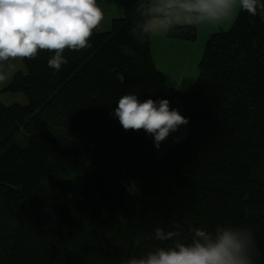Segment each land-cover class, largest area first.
<instances>
[{"label":"trees","instance_id":"16d2710c","mask_svg":"<svg viewBox=\"0 0 264 264\" xmlns=\"http://www.w3.org/2000/svg\"><path fill=\"white\" fill-rule=\"evenodd\" d=\"M136 7L90 48L66 50L59 72L41 51L2 89L29 103L0 101V264H120L163 246L149 234L176 222L185 242L192 227L248 228L264 264V15L241 10L212 34L181 91L166 84L151 38H133ZM167 36L195 41L197 27ZM126 93L181 103L188 132L161 160L151 136L114 118Z\"/></svg>","mask_w":264,"mask_h":264},{"label":"clouds","instance_id":"9594fccd","mask_svg":"<svg viewBox=\"0 0 264 264\" xmlns=\"http://www.w3.org/2000/svg\"><path fill=\"white\" fill-rule=\"evenodd\" d=\"M241 10L253 17L264 15V0H137L136 11L144 19L131 32L143 43L174 23L219 26ZM104 20L98 0H0V83L8 79L2 66L35 59L41 51L54 53L47 65L59 72L69 62L65 51L90 48L91 38ZM116 79L123 84L125 77L117 73ZM113 116L125 131L142 130L151 136L157 149L171 133L189 123L179 110L170 107L169 100L141 101L134 93L118 99ZM134 191L133 186L130 194ZM189 231L190 242H185L179 222L172 230L158 227L149 238L163 246L120 264H255V239L250 229L218 225L214 231L203 227Z\"/></svg>","mask_w":264,"mask_h":264},{"label":"rangeland","instance_id":"374dc122","mask_svg":"<svg viewBox=\"0 0 264 264\" xmlns=\"http://www.w3.org/2000/svg\"><path fill=\"white\" fill-rule=\"evenodd\" d=\"M233 16L231 20L225 22L219 26H212L208 24H201L197 27V38L195 41H182L183 45L178 47L177 41L172 43L170 48H166L165 52H162L161 48L153 45H157V38H162L160 33L157 32L151 36V47L153 51V57L155 59V64L157 67L163 71L165 82L168 85H172L180 90H186L192 88L199 75V63L203 56V52L210 36L221 30H228L232 26L235 17ZM176 24V23H174ZM178 24V23H177ZM169 37V36H168ZM175 39V38H174ZM191 44L193 47V52L190 54H185V43ZM154 49V50H153ZM154 51L156 53H154ZM156 55V57L154 56ZM8 65H11L10 67ZM3 70L7 73L8 79L4 83H0V101L4 105L21 104L26 105L29 103L28 97L23 92H8L2 91L12 80L14 74L17 71L26 72V67L23 61H9L7 65L2 66ZM174 109L179 110L183 115V107L180 102L176 101L174 104ZM188 124L181 126L176 132L170 134V136L161 143L158 149L155 161H159L163 158L166 153L167 148L170 145L177 144L184 139L188 132ZM146 134V133H145ZM153 139V138H152ZM25 144V142L23 143Z\"/></svg>","mask_w":264,"mask_h":264},{"label":"crops","instance_id":"0c3cea01","mask_svg":"<svg viewBox=\"0 0 264 264\" xmlns=\"http://www.w3.org/2000/svg\"><path fill=\"white\" fill-rule=\"evenodd\" d=\"M98 3L100 4L101 8L105 12V20L102 23L100 29L97 30L98 32H107V31L111 30L113 19H116V18H125V17L130 16L133 13L134 8L137 6V0H98ZM235 19H236V17H235ZM174 25H184V24H182V23H178L177 24L176 23V24H173L172 26H174ZM161 31H160L161 32L160 35H161L162 38H157L156 39L157 40V45H153V43H152V47L153 48L155 46H157L158 48H161L162 49V52H165V49L167 47L170 48L173 45L172 43H174L175 41H177L176 44H178V47L180 45H183V42L182 41H184V40L174 39V38H171V37H168L167 36L168 29L166 31L165 30H161ZM189 43H187V42L185 43L186 44L185 54H187V53L190 54V53L193 52V47L194 46H192ZM154 53H156V52L154 51ZM154 56L156 57L155 54H154ZM168 86L173 87L175 89H178V88H176V87H174L172 85H168ZM178 90H180V89H178ZM181 91H183V90H181ZM184 91H186V90H184Z\"/></svg>","mask_w":264,"mask_h":264}]
</instances>
